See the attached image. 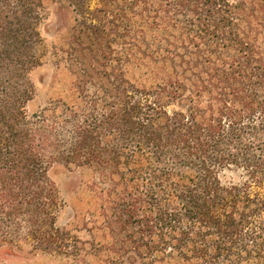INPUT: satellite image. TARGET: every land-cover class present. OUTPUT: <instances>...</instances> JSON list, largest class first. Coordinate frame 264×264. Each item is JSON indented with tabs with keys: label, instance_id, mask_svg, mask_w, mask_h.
<instances>
[{
	"label": "trees",
	"instance_id": "1",
	"mask_svg": "<svg viewBox=\"0 0 264 264\" xmlns=\"http://www.w3.org/2000/svg\"><path fill=\"white\" fill-rule=\"evenodd\" d=\"M51 1L72 24L45 36ZM66 71L36 111L32 73ZM89 173L81 223L53 173ZM264 264V0H0V254Z\"/></svg>",
	"mask_w": 264,
	"mask_h": 264
},
{
	"label": "rangeland",
	"instance_id": "2",
	"mask_svg": "<svg viewBox=\"0 0 264 264\" xmlns=\"http://www.w3.org/2000/svg\"><path fill=\"white\" fill-rule=\"evenodd\" d=\"M49 14L45 22V36L52 42L59 39L57 30L71 26L72 19L67 9L47 3ZM36 83V97L30 106L32 111L47 106L52 100L66 95L72 82V77L64 70H58L47 63L37 68L31 75ZM59 187L65 207L59 216V225H69L73 233L82 239H90L88 232L81 223L82 212L90 203L91 197L87 192V182L91 176L79 170H69L63 167L57 168L53 173ZM0 264H69L66 259L54 255H32L29 252H21L16 256L0 254Z\"/></svg>",
	"mask_w": 264,
	"mask_h": 264
}]
</instances>
